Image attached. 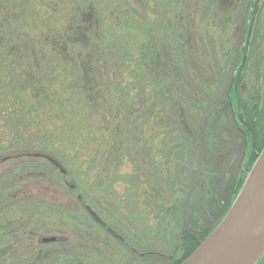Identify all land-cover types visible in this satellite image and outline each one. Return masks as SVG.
I'll return each mask as SVG.
<instances>
[{
    "label": "trees",
    "instance_id": "trees-1",
    "mask_svg": "<svg viewBox=\"0 0 264 264\" xmlns=\"http://www.w3.org/2000/svg\"><path fill=\"white\" fill-rule=\"evenodd\" d=\"M95 1L86 0L84 4L90 8ZM112 1L117 3L118 14L117 7L122 9L119 15L124 22L135 21L138 13L133 11L132 0ZM154 1L163 9L160 8L159 19L147 27L155 31L157 22L161 30L149 33V38L142 42L146 50L143 49L134 63L133 111L127 104L131 89L123 81V86L109 84L118 100L116 107L107 109L114 120H108L105 113L100 116L99 95L88 88L82 108L72 104L73 109L86 113L90 127L86 129L84 124L79 136L86 132V139L76 140L78 148L74 151L79 150L74 154L76 157L66 148L73 140H65L75 125L58 126L54 121L45 120L35 130L45 151L52 146L47 138L54 137L57 141L52 154L40 155V174L81 193L77 194L75 210L62 205L50 206L56 226L49 231L56 241L35 242L37 233L28 235L32 240L26 238L28 247L34 245L39 251L33 252V257L23 264H121L122 255L131 259L130 264H180L227 213L264 146V94H260L255 83L249 92L243 90L247 81H253L246 72H259L264 64L261 46L264 0H236L233 4L226 0ZM139 2L133 0V4ZM83 9H76L77 16L70 23L80 38L84 34L81 27L85 26L81 21L91 14ZM196 19H200L203 27H195ZM236 22H242L238 40L231 29L228 32ZM198 33L207 44L214 46L216 41L224 40L220 44L222 55L218 61L223 65L219 69L221 74H217L219 77L206 70L204 62L202 71L194 62V56L199 53L195 43ZM155 40L162 46L153 48ZM179 41L181 47L177 45ZM52 42L58 47L63 45V40L57 38ZM85 68L84 63L82 69ZM72 74L70 98L76 93L78 80L92 83L90 78L83 80L79 73ZM34 96L23 95L14 103L12 110L22 101V111L17 117L22 125L34 123L31 112L41 113L42 105L32 99ZM48 110L58 114L55 108ZM127 112L132 115L128 116ZM156 120L161 125L153 122ZM79 147L88 150L81 161L77 158ZM126 164L133 170L123 174L122 181L133 185V196H117L116 201L113 187L122 174L120 168ZM5 197L18 196L9 193ZM36 214V211L32 215L29 212L25 223L20 224L21 237ZM125 220L130 223L132 220L133 228ZM7 225L10 230L1 232L0 238L19 236L16 224L8 221ZM155 240L168 245L171 253H151ZM49 245L53 247L48 248ZM106 247L120 248L121 257L115 251L111 260L104 258L101 249ZM8 248L0 246L2 264H10L16 255L15 250L8 252ZM5 249L7 252L2 253ZM258 264H264V256Z\"/></svg>",
    "mask_w": 264,
    "mask_h": 264
},
{
    "label": "rangeland",
    "instance_id": "rangeland-1",
    "mask_svg": "<svg viewBox=\"0 0 264 264\" xmlns=\"http://www.w3.org/2000/svg\"><path fill=\"white\" fill-rule=\"evenodd\" d=\"M85 1L0 0V233L3 234V231L10 230V225L5 226L8 221L13 222L20 229L18 231L19 236L4 237V235L0 238L1 247L7 245L8 250L16 251V255L12 259L10 256V264H23L26 259L33 257V252L39 251L38 247L36 248L34 245L28 247L30 243L26 241V238L31 233H37L35 242L44 238L55 237L49 231L52 226H56L50 206L62 205L70 211L75 210L77 209V194L81 193L79 189L71 191L69 185L65 187L63 183L47 180L40 174V155H43L44 152L50 155L52 150L57 148V141L54 137L47 138L53 147H47L46 151L41 147L42 142H39L36 134L40 122L41 125L43 121L44 123L54 121V124L58 126L62 124L75 125L65 140H73V143L66 148L72 154L71 156L76 157L74 154L79 151H74L78 148L76 140L77 138L86 139V132H82L79 136L81 131H84V124L86 129L90 127L86 113L80 112L76 108L73 109L72 104L75 103L82 108L83 97L86 99L89 90L99 95L100 116L105 113L108 120L110 118L114 120L115 117L112 113L107 112V109L116 107L118 100L116 101V95L112 93L109 84L113 87L116 84L121 85V81H123L124 85L130 86V100L127 104L129 108L132 107L133 111L134 63L138 62L143 49L146 50L145 45L142 47V42L146 41L152 34L153 28L147 26L159 19L158 14L163 9L154 0H140L139 3L134 4L132 0L130 3L138 16L135 15L134 22L127 23L120 18L121 15L119 14L122 13V9L117 7L119 14L116 12L117 3L113 4L114 1L97 0L90 8L84 4ZM226 1L233 4L236 0ZM241 1L245 2V0ZM81 7L86 13L88 10L91 13L85 17L87 20L81 21V25H85L81 27L84 32L82 38L76 37L70 26L72 20L77 16L78 10L76 9ZM178 13H180L179 9L176 14ZM195 22L196 28L198 26L203 27L200 19L198 21L196 19ZM154 27L158 30L160 25H157L156 22ZM233 27L229 28L228 32L231 29V32L235 33L237 37L235 39L238 40L242 30V22L234 23ZM157 30L153 31V34L157 33ZM56 38L60 41L63 40V45L58 47L52 42L53 40L56 41ZM197 39L198 42L195 43L199 47V53L194 56V62L199 65V71H202L204 62L206 70H210L216 75L219 74V69L223 65L222 62L218 61L222 55L220 44L224 40L220 43L216 41L214 46L213 43L207 44L205 39L199 37V33ZM166 41L171 43V40ZM154 42L153 48L155 45L160 47V43L156 44L158 40ZM261 42L263 48L264 41ZM177 45L181 47L182 42L179 41ZM84 63L86 68L82 69ZM260 69L259 72L257 70L246 72L253 81L250 80L245 83L243 89L245 92H249L255 83L260 94H264V64L261 65ZM9 73L12 75L8 76ZM72 73H75V76L79 73L83 80L85 77L90 78L92 83L90 85L84 84L78 80L76 93L74 97L70 98L73 95L72 88L69 86L74 78ZM23 95L26 97L35 95L32 99L36 102L39 101L38 105H42L40 114L30 113L34 123L27 125H22L24 123L17 120L22 111V101L17 104L16 110H12L15 101L21 99L20 97ZM52 108H55L56 113L58 112L57 115L48 110ZM127 115L131 116L132 113L130 115L127 112ZM101 122L104 123L103 119ZM153 122L160 125L162 123L160 120ZM75 130L79 131L74 133ZM63 145L65 146V144ZM79 149L81 151L77 154V158L81 161L88 150L82 147ZM34 160H38L39 163ZM26 163L27 165H25ZM132 170L133 167L128 164L120 168L119 172L122 174L118 175L119 181L114 185L112 192L116 201H118L119 196L124 197L127 194L133 196V185L125 184L122 181L123 174ZM133 183L137 182L133 181ZM9 193L18 197L6 199L5 195ZM26 207L30 208L31 215L34 211L37 214L36 217L32 218L30 225L26 227V234L21 237L20 224L25 223V217L29 214L25 209ZM124 223L133 228L132 220L131 223L128 220H125ZM135 224L137 225L136 222ZM140 224L142 225L141 221ZM42 227L45 230H41ZM52 242L54 241L45 243ZM130 246H133V241H131ZM47 247L52 248L53 246ZM168 247V245H162L155 240L151 247V253H153L152 251L171 253L172 249ZM115 251L121 257L120 248L114 250L111 247L102 248L101 255L103 254L104 258L111 260V255L116 254ZM6 252L7 249L2 251V253ZM122 260L121 264H130L131 261L130 258L128 260V257L125 258L123 255ZM0 264H2L1 258Z\"/></svg>",
    "mask_w": 264,
    "mask_h": 264
},
{
    "label": "water",
    "instance_id": "water-1",
    "mask_svg": "<svg viewBox=\"0 0 264 264\" xmlns=\"http://www.w3.org/2000/svg\"><path fill=\"white\" fill-rule=\"evenodd\" d=\"M263 255L264 147L227 213L180 264H257Z\"/></svg>",
    "mask_w": 264,
    "mask_h": 264
}]
</instances>
